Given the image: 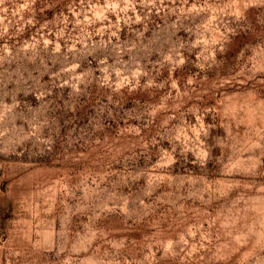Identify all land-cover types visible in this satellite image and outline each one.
I'll list each match as a JSON object with an SVG mask.
<instances>
[{
    "label": "clouds",
    "instance_id": "obj_1",
    "mask_svg": "<svg viewBox=\"0 0 264 264\" xmlns=\"http://www.w3.org/2000/svg\"><path fill=\"white\" fill-rule=\"evenodd\" d=\"M63 2L40 0L37 9V0H0V159L51 158L59 145L75 136L84 148L73 161L97 169V178H110L112 194L128 188L126 198H109L98 185L93 191L104 209L115 210L108 209L109 203L122 207L125 223L131 220L132 227L144 218L141 213L149 206L144 201L154 202L157 186L165 190L168 177L175 185L181 174L230 173L237 168L239 154L250 148L264 153L259 141L241 145L230 119L236 94L250 81L264 87V78L256 77L264 72V55H245L249 50L264 53V0H70L66 6L77 17L73 31L78 34L68 30L73 22L64 18V28L54 33L56 42L22 40L26 28L39 23L37 11ZM46 27L47 21L41 30ZM125 27L129 35L121 39ZM240 36L248 38L242 46ZM50 44L59 60L46 55ZM186 66L198 71H189L181 85L172 74ZM45 75L50 79L42 83ZM250 111L264 126V112ZM113 166L119 170L113 172ZM198 231L189 227L179 240L161 232L154 243L165 256L174 257V244L187 245L185 237L195 238ZM257 234L264 239V223L246 228L233 240L239 244ZM79 251L88 254L89 248ZM64 264L120 262L113 252Z\"/></svg>",
    "mask_w": 264,
    "mask_h": 264
},
{
    "label": "rangeland",
    "instance_id": "obj_2",
    "mask_svg": "<svg viewBox=\"0 0 264 264\" xmlns=\"http://www.w3.org/2000/svg\"><path fill=\"white\" fill-rule=\"evenodd\" d=\"M69 2L64 0L56 8L43 13L37 11L39 23L26 28L22 40L35 38L56 42L54 33L64 28V18L73 22L67 25L68 30L78 34V30L73 31L77 17L67 8ZM36 7L39 9L40 0H37ZM154 19L163 23L159 16ZM46 21L48 27L41 30ZM127 35L125 27L121 39ZM180 35L186 34L181 32ZM94 39L99 40L100 37ZM247 39L240 36L237 42L242 46ZM59 44L62 52H66L65 41L60 40ZM52 47L50 44L46 55L59 60L58 54L51 53ZM76 47L81 48L82 45L76 44ZM232 55L230 52L229 57ZM245 55L252 57L264 53L249 50ZM87 59L93 60L92 56ZM48 62L51 66L52 61ZM92 66L96 67L95 61ZM189 71L198 70L186 66L183 71L178 69L173 73V79H179L182 85ZM164 75L167 77L168 73L165 71ZM256 77L264 78V72H257ZM49 79L45 75L41 82ZM213 79L214 76L209 75V80ZM236 97L231 101L235 109L230 118L233 136L241 145L246 141H259L264 145V140H260L264 136V126L250 111L264 112V87L250 81L246 90ZM123 124L121 121L120 126ZM111 127L115 129L117 126L113 124ZM112 139L116 136L113 135ZM83 148L84 142L73 136L68 143L59 145L51 158L0 159V264H64V260L83 259L88 254L108 255L113 252L117 253L120 264H264V239L258 234L246 236L245 241L239 244L233 240L246 228L264 223V191H261L264 189V153L261 149L250 148L239 154L237 168L230 173L181 174L175 185L171 184L172 177H168L165 190H159L157 186L156 200L151 204L144 201L149 205L141 213L144 218L139 224L129 227L132 221L125 223L124 209L113 203L108 204V209L115 208L114 211L104 209L93 191L98 185L100 189H106L109 198H126L130 195L128 188L112 194L114 184L110 183V178L103 174L97 178V169L73 161L71 157ZM112 170L118 171L119 166H113ZM253 172L259 175L254 176ZM193 226L199 229L196 237L186 236L187 245L174 244V251L178 253L174 257L165 256L163 249L154 243L161 232L179 240V236ZM157 228L161 231L158 232ZM204 233L207 235L201 247ZM221 245L228 247L222 248ZM193 246L197 250L194 251ZM85 247L89 248L88 254L79 251Z\"/></svg>",
    "mask_w": 264,
    "mask_h": 264
}]
</instances>
